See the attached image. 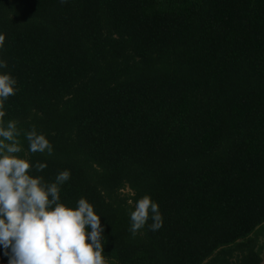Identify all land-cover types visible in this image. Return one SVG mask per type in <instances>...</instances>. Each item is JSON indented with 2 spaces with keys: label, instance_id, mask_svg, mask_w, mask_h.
<instances>
[{
  "label": "trees",
  "instance_id": "1",
  "mask_svg": "<svg viewBox=\"0 0 264 264\" xmlns=\"http://www.w3.org/2000/svg\"><path fill=\"white\" fill-rule=\"evenodd\" d=\"M0 34L20 155L45 134L35 175L70 171L106 264L263 263L264 0H0ZM144 195L163 224L133 236Z\"/></svg>",
  "mask_w": 264,
  "mask_h": 264
},
{
  "label": "clouds",
  "instance_id": "2",
  "mask_svg": "<svg viewBox=\"0 0 264 264\" xmlns=\"http://www.w3.org/2000/svg\"><path fill=\"white\" fill-rule=\"evenodd\" d=\"M4 40L0 34V48ZM7 67L0 59V250L7 264H106L105 226L94 206L83 197L74 206L61 200L70 171L57 173L52 181L35 175L47 164L32 163L28 154L52 156L54 151L45 134L34 127L25 132L27 153L20 155L21 131L16 121L4 119L5 102L18 91ZM127 203L133 205L132 200ZM129 221L133 236L145 226L157 231L163 224L159 205L149 195L134 202Z\"/></svg>",
  "mask_w": 264,
  "mask_h": 264
},
{
  "label": "rangeland",
  "instance_id": "3",
  "mask_svg": "<svg viewBox=\"0 0 264 264\" xmlns=\"http://www.w3.org/2000/svg\"><path fill=\"white\" fill-rule=\"evenodd\" d=\"M128 192V191H127ZM264 262V261H263ZM264 264V263H263Z\"/></svg>",
  "mask_w": 264,
  "mask_h": 264
},
{
  "label": "crops",
  "instance_id": "4",
  "mask_svg": "<svg viewBox=\"0 0 264 264\" xmlns=\"http://www.w3.org/2000/svg\"><path fill=\"white\" fill-rule=\"evenodd\" d=\"M263 263H264V262H263ZM263 263H262V264H263Z\"/></svg>",
  "mask_w": 264,
  "mask_h": 264
}]
</instances>
